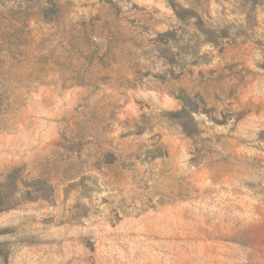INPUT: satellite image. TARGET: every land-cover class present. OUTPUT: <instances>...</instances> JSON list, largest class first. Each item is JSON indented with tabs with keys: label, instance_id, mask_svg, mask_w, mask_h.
Wrapping results in <instances>:
<instances>
[{
	"label": "rangeland",
	"instance_id": "rangeland-1",
	"mask_svg": "<svg viewBox=\"0 0 264 264\" xmlns=\"http://www.w3.org/2000/svg\"><path fill=\"white\" fill-rule=\"evenodd\" d=\"M5 30L0 264H264V0H0Z\"/></svg>",
	"mask_w": 264,
	"mask_h": 264
},
{
	"label": "trees",
	"instance_id": "trees-1",
	"mask_svg": "<svg viewBox=\"0 0 264 264\" xmlns=\"http://www.w3.org/2000/svg\"><path fill=\"white\" fill-rule=\"evenodd\" d=\"M49 21H50L49 19L46 20V22H49ZM19 38H20L19 41H15L13 38V35L10 34L6 30L0 33V63H1L0 64V74L4 73V70H5L2 67V65L5 63L4 59L13 58L15 54H21L20 46L23 43V39L21 37ZM7 70H11V66H8ZM187 106H188V103H186V101L185 102L183 101V108L173 114L180 116L182 113L186 112ZM187 125H188L187 123H184L185 128ZM2 202H3V192L1 189V183H0V210H1Z\"/></svg>",
	"mask_w": 264,
	"mask_h": 264
}]
</instances>
